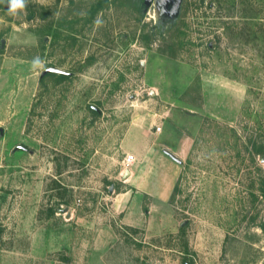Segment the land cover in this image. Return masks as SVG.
Returning a JSON list of instances; mask_svg holds the SVG:
<instances>
[{"label": "rangeland", "instance_id": "rangeland-1", "mask_svg": "<svg viewBox=\"0 0 264 264\" xmlns=\"http://www.w3.org/2000/svg\"><path fill=\"white\" fill-rule=\"evenodd\" d=\"M3 1L0 264H264V0ZM152 146L168 207L116 212Z\"/></svg>", "mask_w": 264, "mask_h": 264}, {"label": "crops", "instance_id": "crops-1", "mask_svg": "<svg viewBox=\"0 0 264 264\" xmlns=\"http://www.w3.org/2000/svg\"><path fill=\"white\" fill-rule=\"evenodd\" d=\"M169 151L165 149H160V147L152 146L150 151L146 153L145 158L140 160L139 164H134L130 171V176L126 179L127 182L135 181L132 186L136 191H122L116 194L113 198V208L116 212L125 211L130 207L133 201V197L137 196L140 202L146 196H148V201L152 202V205H158L159 208L156 210L167 208L168 202L174 190V184L178 177H180L182 172V161L178 162V165L173 161L168 160L165 155L173 153H167ZM142 152L137 153V157H141ZM171 156V155H170ZM172 157V156H171ZM173 159V157H172ZM155 211H147L146 213L151 215ZM157 213V212H156ZM159 213V212H158ZM162 221V220H161ZM155 228L160 231L162 229L166 230L167 227L165 222H156ZM150 230V229H149Z\"/></svg>", "mask_w": 264, "mask_h": 264}, {"label": "trees", "instance_id": "trees-1", "mask_svg": "<svg viewBox=\"0 0 264 264\" xmlns=\"http://www.w3.org/2000/svg\"><path fill=\"white\" fill-rule=\"evenodd\" d=\"M109 0H100L94 7L92 10V14L93 16H95V14H97L99 11L103 10L107 5H108ZM8 4V0H4L3 3L1 4V6L3 8L6 7V5ZM57 73H53V72H47L42 79L46 78L49 75H55ZM59 78L61 80L67 79L69 78V73L67 74H59ZM263 231H264V226L262 227Z\"/></svg>", "mask_w": 264, "mask_h": 264}, {"label": "clouds", "instance_id": "clouds-1", "mask_svg": "<svg viewBox=\"0 0 264 264\" xmlns=\"http://www.w3.org/2000/svg\"><path fill=\"white\" fill-rule=\"evenodd\" d=\"M26 7V0H8V10L12 14L22 11ZM99 24L100 21H97ZM38 63V60L36 61Z\"/></svg>", "mask_w": 264, "mask_h": 264}, {"label": "water", "instance_id": "water-1", "mask_svg": "<svg viewBox=\"0 0 264 264\" xmlns=\"http://www.w3.org/2000/svg\"><path fill=\"white\" fill-rule=\"evenodd\" d=\"M152 1L153 0H145V2H144V4H145V6H146V8H148V7H150L151 6V4H152ZM6 9H8V4L6 5ZM4 44V41L2 42V45ZM47 72H53V73H58V74H67L65 71H61V70H58V69H56V68H50V69H48L44 74H46ZM167 153H169L170 154V152H167ZM172 157H173V159H175L177 162L179 161L180 162V160L179 159H177L174 155H172V154H170ZM130 176V171L129 170H126L125 171V175H124V178L126 179L127 177H129ZM112 192V191H111Z\"/></svg>", "mask_w": 264, "mask_h": 264}, {"label": "built area", "instance_id": "built-area-1", "mask_svg": "<svg viewBox=\"0 0 264 264\" xmlns=\"http://www.w3.org/2000/svg\"><path fill=\"white\" fill-rule=\"evenodd\" d=\"M156 130L158 132H160L161 131V128L158 127ZM124 164L126 166V169H130V167H132L135 164V159L132 158V157H130V156H128V157H126Z\"/></svg>", "mask_w": 264, "mask_h": 264}, {"label": "flooded vegetation", "instance_id": "flooded-vegetation-1", "mask_svg": "<svg viewBox=\"0 0 264 264\" xmlns=\"http://www.w3.org/2000/svg\"><path fill=\"white\" fill-rule=\"evenodd\" d=\"M144 2H145V0H144ZM153 2H154V0L152 1V4H153ZM148 8H149V7H148ZM148 8H147V9H148ZM178 162H179V161H178ZM179 163H180V162H179Z\"/></svg>", "mask_w": 264, "mask_h": 264}]
</instances>
